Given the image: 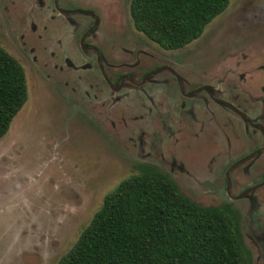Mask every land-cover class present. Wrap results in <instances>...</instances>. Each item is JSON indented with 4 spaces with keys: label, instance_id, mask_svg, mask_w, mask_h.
Returning <instances> with one entry per match:
<instances>
[{
    "label": "rangeland",
    "instance_id": "1",
    "mask_svg": "<svg viewBox=\"0 0 264 264\" xmlns=\"http://www.w3.org/2000/svg\"><path fill=\"white\" fill-rule=\"evenodd\" d=\"M52 1L0 0V46L28 94L0 137V264H55L142 165L200 204L229 203L249 264H264V184L228 198L264 178V0H228L178 49L134 29L130 0H56L94 18ZM101 71L135 89L111 92Z\"/></svg>",
    "mask_w": 264,
    "mask_h": 264
},
{
    "label": "trees",
    "instance_id": "2",
    "mask_svg": "<svg viewBox=\"0 0 264 264\" xmlns=\"http://www.w3.org/2000/svg\"><path fill=\"white\" fill-rule=\"evenodd\" d=\"M228 0H130L135 30L164 49L200 36ZM24 70L0 46V137L27 99ZM106 193L55 264H249L229 203L203 205L159 169L142 165Z\"/></svg>",
    "mask_w": 264,
    "mask_h": 264
},
{
    "label": "flooded vegetation",
    "instance_id": "3",
    "mask_svg": "<svg viewBox=\"0 0 264 264\" xmlns=\"http://www.w3.org/2000/svg\"><path fill=\"white\" fill-rule=\"evenodd\" d=\"M52 3H53V8L59 13V14H63L64 16H66V15H72V14H76V13H78V14H85V13H89V14H91V12L90 11H87V10H80V13H79V8L77 7V5L76 6H59L58 7V5L56 4V0H53L52 1ZM91 16L94 18V14H91ZM68 18V17H67ZM67 21H71L72 22V20L71 19H66ZM95 20H96V18H95ZM97 22H99V20L97 19L96 20V22H93V21H90L86 26H85V28H83L80 32H81V34H83V35H92V29H93V27L97 24ZM92 44L93 43H88L85 47H91L92 46ZM84 47V46H83ZM94 49H95V51H96V56H97V59H98V63L100 62V55H99V50H98V48L96 47V45H95V47H94ZM99 68H100V70H101V65L99 66ZM156 68L155 67H152V68H150V69H148V70H145V71H143V72H141L140 73V75H139V80H141L142 78H145V77H148V75H150L151 73H153V71L155 70ZM101 74H102V76H103V78H104V82L106 83V85H107V88L108 89H110L111 90V92H113V91H115L116 90V87H118V88H121V87H123V85H128V84H133V81H130V75H128L127 74V72H119V73H117V74H115L112 78H110V77H108L106 74H104L102 71H101ZM121 80H123V81H125L124 83H121V82H119V81H121ZM145 80V79H144ZM144 80L142 81V83L144 82ZM128 82V83H127ZM118 85V86H117ZM134 85V84H133ZM129 87L131 86V85H128ZM135 86H136V83H135ZM203 87V86H202ZM131 89H135V87L134 86H132V87H130ZM207 92H208V90L205 88V87H203ZM209 93V92H208ZM210 94V93H209ZM213 99H215L216 101H217V103H219L218 101H220V102H222L223 104H225V105H228V104H230L231 102H226V101H224V100H222V99H220V98H217V97H214ZM232 108V107H231ZM232 110H234L236 113H237V115L240 117V118H244V116L242 115V113L241 112H238V111H236L234 108H232ZM226 181H228V179L226 180ZM262 184H264V178L262 179V180H260L259 182H257L256 184H253V185H251V186H247L246 188H244L242 191H240L239 193H235V194H233V196H230V195H228V198H238V197H241V196H244L247 192H249V191H251V190H254L256 187H258V186H260V185H262ZM222 204V203H221ZM217 205V204H216ZM237 211V210H236ZM246 245V244H245ZM247 247V246H246ZM248 249V248H247ZM248 251H249V249H248ZM249 254H250V252H249Z\"/></svg>",
    "mask_w": 264,
    "mask_h": 264
}]
</instances>
